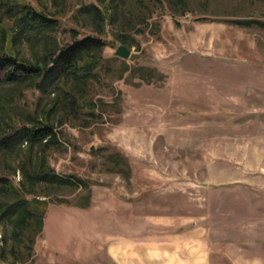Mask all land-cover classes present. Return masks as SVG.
Masks as SVG:
<instances>
[{"label":"rangeland","instance_id":"374dc122","mask_svg":"<svg viewBox=\"0 0 264 264\" xmlns=\"http://www.w3.org/2000/svg\"><path fill=\"white\" fill-rule=\"evenodd\" d=\"M9 1L55 22L27 37L0 4V55L102 45L89 76L0 84V138L55 132L0 148V176L45 210L31 251L0 223V263L264 264V1ZM42 163L86 186L25 181Z\"/></svg>","mask_w":264,"mask_h":264},{"label":"trees","instance_id":"16d2710c","mask_svg":"<svg viewBox=\"0 0 264 264\" xmlns=\"http://www.w3.org/2000/svg\"><path fill=\"white\" fill-rule=\"evenodd\" d=\"M132 1V0H130ZM136 1V0H134ZM264 1V0H261ZM5 13L14 17L19 32L27 37L37 36L44 28L52 27L54 19L43 12L37 11L28 4L0 1ZM102 41L98 37L85 36L68 43L56 51L48 53L44 65H29L19 61L9 54L0 55V84L16 82H38L37 86L47 87L60 80H75L89 76L95 67L96 61L79 65L80 56L88 53L91 49L99 48ZM55 132L51 125L39 126L24 125L14 129L0 138V148L7 149L17 141H25L29 144L41 143L44 145L50 142ZM22 176L25 181L31 183H46L48 185L84 187V180L77 175H61L56 173L47 164L42 163L37 170H31L30 165L22 169ZM23 186V184H22ZM89 198L87 199L88 202ZM44 209L37 208L32 201L26 200L21 191L5 176H0V223L12 224L17 228L15 236H24L23 242H27L31 251L35 237L43 228ZM1 264V263H0ZM31 264V263H30Z\"/></svg>","mask_w":264,"mask_h":264},{"label":"water","instance_id":"95a60500","mask_svg":"<svg viewBox=\"0 0 264 264\" xmlns=\"http://www.w3.org/2000/svg\"><path fill=\"white\" fill-rule=\"evenodd\" d=\"M130 52L131 51L125 45H119L116 48L115 54L117 56L124 58V59H127L130 55Z\"/></svg>","mask_w":264,"mask_h":264}]
</instances>
